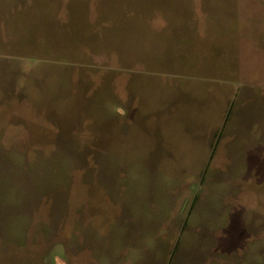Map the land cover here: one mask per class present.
<instances>
[{"label":"rangeland","instance_id":"obj_1","mask_svg":"<svg viewBox=\"0 0 264 264\" xmlns=\"http://www.w3.org/2000/svg\"><path fill=\"white\" fill-rule=\"evenodd\" d=\"M0 264H264V0H0Z\"/></svg>","mask_w":264,"mask_h":264},{"label":"crops","instance_id":"obj_2","mask_svg":"<svg viewBox=\"0 0 264 264\" xmlns=\"http://www.w3.org/2000/svg\"><path fill=\"white\" fill-rule=\"evenodd\" d=\"M211 89V87H210ZM208 99H210L211 101V95L207 97ZM207 105V104H206ZM222 107V106H221ZM208 110V112L210 113V116L208 114H205V116L203 117V122L200 123V124H197L196 128L199 129L200 131H207L205 132L206 133V137L203 135H198V147L200 148L201 146V150L202 151H208L209 153L210 152H214V148H212L211 144L214 143L215 141V137H216V134H217V127L216 129H213V131L211 132V103H208V106L206 107ZM219 108V107H218ZM220 109V108H219ZM206 110V109H205ZM204 110V111H205ZM222 112L223 114L227 111H225V108L222 107ZM224 118H220V120L222 121ZM194 128V127H193ZM211 135H212V139H211ZM201 138V139H199ZM199 159H211V156L210 157H206V156H201L199 157Z\"/></svg>","mask_w":264,"mask_h":264}]
</instances>
